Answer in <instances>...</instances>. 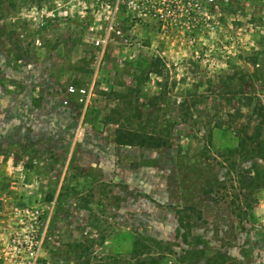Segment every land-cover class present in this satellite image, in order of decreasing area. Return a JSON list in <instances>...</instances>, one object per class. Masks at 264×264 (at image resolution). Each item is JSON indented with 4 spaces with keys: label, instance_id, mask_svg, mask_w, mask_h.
<instances>
[{
    "label": "rangeland",
    "instance_id": "rangeland-1",
    "mask_svg": "<svg viewBox=\"0 0 264 264\" xmlns=\"http://www.w3.org/2000/svg\"><path fill=\"white\" fill-rule=\"evenodd\" d=\"M106 15L0 0V264H264V159L236 137L264 109V0L222 5L193 48L145 25L100 58Z\"/></svg>",
    "mask_w": 264,
    "mask_h": 264
},
{
    "label": "built area",
    "instance_id": "built-area-1",
    "mask_svg": "<svg viewBox=\"0 0 264 264\" xmlns=\"http://www.w3.org/2000/svg\"><path fill=\"white\" fill-rule=\"evenodd\" d=\"M98 9L105 11L104 31L98 35L94 27L89 25V33L86 36L88 43L102 52L110 35H122V28L152 25L160 32L171 31L175 33L188 48L195 47L201 40L203 33H213L220 29L218 13L222 5H227L230 0H90ZM125 40V39H124ZM195 58L198 53L195 52ZM92 85L87 89L80 88L76 94L80 95V102L88 101ZM74 92L72 87L67 93ZM36 212V211H35ZM38 216L35 217L37 220ZM48 219V218H47ZM45 227V220L39 224ZM34 249L29 255L34 257L40 249L43 233L35 234Z\"/></svg>",
    "mask_w": 264,
    "mask_h": 264
},
{
    "label": "trees",
    "instance_id": "trees-1",
    "mask_svg": "<svg viewBox=\"0 0 264 264\" xmlns=\"http://www.w3.org/2000/svg\"><path fill=\"white\" fill-rule=\"evenodd\" d=\"M240 114L241 113H237L238 116H242ZM250 115L257 120L254 126V134L248 135V126L242 125L241 129L236 135L238 139L237 146L239 147V149L242 150H250L252 153L256 152L255 153L257 154L255 155L256 157L260 159H264V140L259 137L262 131L264 130V121H263L264 109L261 106L253 107ZM227 116L232 117L231 114H228ZM133 136L136 135H132L130 132L122 133L120 132V130H116L114 135V143L119 146H129V147L150 146L149 143H145L144 140H139L138 142H136L133 139ZM163 144H164L163 142L157 139L152 143L151 147L160 148L161 146H163ZM247 146H252V148L245 149L244 147ZM140 264H144V261H142Z\"/></svg>",
    "mask_w": 264,
    "mask_h": 264
},
{
    "label": "crops",
    "instance_id": "crops-1",
    "mask_svg": "<svg viewBox=\"0 0 264 264\" xmlns=\"http://www.w3.org/2000/svg\"><path fill=\"white\" fill-rule=\"evenodd\" d=\"M96 136H99V137H100V140L102 139L100 135L97 134ZM111 145H114L113 142H110V144H107L106 149H108L109 146H111ZM102 146H103V145H102ZM94 149H97V148H94ZM100 160H101V158H100ZM96 165H97V164H96ZM98 165H99L100 169L103 170V172H104L105 170H107L108 165L106 164V162H105L104 160H101V163H98ZM111 170H112V169H111ZM104 173H105V176H106V175H107V171H105ZM138 200H140V198H138ZM120 204H121V206H122L123 208H124V206H127V207L130 206V204H128L127 202H121ZM122 207H121V208H122ZM152 234H153V236H155V237L157 236L154 232H152ZM160 238H161V237H160Z\"/></svg>",
    "mask_w": 264,
    "mask_h": 264
}]
</instances>
